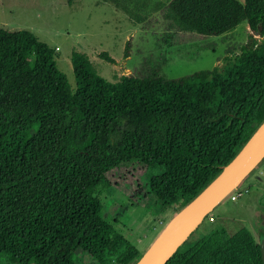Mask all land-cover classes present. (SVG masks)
Masks as SVG:
<instances>
[{
  "label": "trees",
  "instance_id": "1",
  "mask_svg": "<svg viewBox=\"0 0 264 264\" xmlns=\"http://www.w3.org/2000/svg\"><path fill=\"white\" fill-rule=\"evenodd\" d=\"M104 1L141 25L158 13L181 41L223 34L241 21L247 36L221 66L177 77L159 75L160 63L149 61L146 73L110 81L85 52L72 50V88L54 48L27 29L0 26L4 264H134L142 251L100 214L108 173L140 163L148 197L178 211L264 118V0ZM129 46L127 39L125 57ZM98 55L113 60L106 51ZM163 264L262 260L258 241L241 226L186 240Z\"/></svg>",
  "mask_w": 264,
  "mask_h": 264
},
{
  "label": "rangeland",
  "instance_id": "2",
  "mask_svg": "<svg viewBox=\"0 0 264 264\" xmlns=\"http://www.w3.org/2000/svg\"><path fill=\"white\" fill-rule=\"evenodd\" d=\"M164 24L158 13L148 25L134 23L124 11L104 0H73L71 4L66 0H0V26L8 30L27 29L54 48L56 66L72 88L75 86L70 62L72 50L85 52L96 72L110 81L124 73L143 69L141 73H146L150 64H145L149 61L160 63L159 75L177 77L221 66L225 54L238 52L248 31L246 22L241 21L223 34L196 35L194 40L181 41L179 33L173 32L170 37ZM127 39L130 46L125 57ZM100 51H106L113 60L100 57ZM108 177L110 186L98 194L103 203L100 214L143 251L160 231L156 229L180 205L162 208L152 196L148 197L140 163L117 167ZM236 187L243 193L235 199H230V192L227 193L184 241L220 228L232 233L241 226L247 227L256 241L264 236V155ZM0 264H4L1 257Z\"/></svg>",
  "mask_w": 264,
  "mask_h": 264
},
{
  "label": "water",
  "instance_id": "3",
  "mask_svg": "<svg viewBox=\"0 0 264 264\" xmlns=\"http://www.w3.org/2000/svg\"><path fill=\"white\" fill-rule=\"evenodd\" d=\"M264 155V118L235 155L190 201L166 221L134 264H163L182 244L206 213L236 187ZM264 264V236L258 241Z\"/></svg>",
  "mask_w": 264,
  "mask_h": 264
},
{
  "label": "built area",
  "instance_id": "4",
  "mask_svg": "<svg viewBox=\"0 0 264 264\" xmlns=\"http://www.w3.org/2000/svg\"><path fill=\"white\" fill-rule=\"evenodd\" d=\"M243 193V190L239 187H235L229 193L230 199H235L237 196H240Z\"/></svg>",
  "mask_w": 264,
  "mask_h": 264
}]
</instances>
